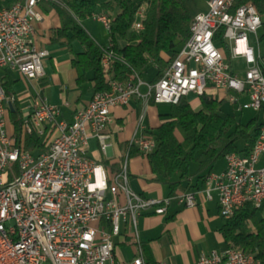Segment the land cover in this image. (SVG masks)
Listing matches in <instances>:
<instances>
[{
  "label": "built area",
  "instance_id": "built-area-1",
  "mask_svg": "<svg viewBox=\"0 0 264 264\" xmlns=\"http://www.w3.org/2000/svg\"><path fill=\"white\" fill-rule=\"evenodd\" d=\"M23 0L0 9V70L17 73L25 82L43 77L45 50L32 43L33 24L41 21L38 4ZM238 0H207V12L196 15L189 37L176 57L153 84L137 76L127 83L109 76L111 52L104 51L102 73L108 91L94 93L88 104L74 113L71 123L59 122L60 111L35 97L23 118L22 133L43 140L45 149L37 153L16 146L13 134L6 133L8 103L0 84V264H146L137 231V218L152 210L164 215L170 199H144L128 186V157L115 172L86 155L88 140L97 141L106 153L111 145L108 128L111 111L125 107L133 98L146 104L176 105L193 94L201 97L208 86L223 92L245 94L244 107L264 115V55L255 53L248 35L256 36L264 23L249 3ZM143 8L131 29L143 31ZM94 21L109 32L112 19L93 15ZM223 29L230 59L245 64L243 79L235 75L214 40ZM146 93L141 94L140 88ZM231 98V102H235ZM12 104V103H11ZM130 145L143 155L151 154L155 141L150 136L132 138ZM264 130H258L253 150L247 155L228 154L225 169L205 178L207 200L218 196L219 215L233 217L246 204L259 209L264 204ZM174 199L185 208L195 206V194L185 192ZM127 225L136 246L135 257L125 263L114 258L113 239ZM196 264H258L253 255L242 251L201 255Z\"/></svg>",
  "mask_w": 264,
  "mask_h": 264
},
{
  "label": "trees",
  "instance_id": "trees-1",
  "mask_svg": "<svg viewBox=\"0 0 264 264\" xmlns=\"http://www.w3.org/2000/svg\"><path fill=\"white\" fill-rule=\"evenodd\" d=\"M245 3L264 16V0H238L235 6ZM48 5L61 22L51 41L64 40L70 52L72 43L80 45L81 51L73 53L71 66L78 85L87 81V73L91 74L88 81L93 94L108 91L101 66L104 51L112 54L109 63L111 80L127 83L131 77L141 78L153 69L154 77L150 83L156 82L189 37L193 19L187 0H49ZM140 8L144 14L143 31L136 33L131 27ZM103 14L113 15L109 45L105 47L96 44L82 25L93 15ZM214 40L229 64V48L223 40V29L217 32ZM259 41H264V23ZM1 72L0 84L14 109L13 113H8V120L16 146L30 153L43 151L45 146L38 137L22 133V111L12 92L14 83L6 70ZM199 100L198 109H192L185 98L171 105L167 119L151 133L155 149L144 157L154 179L167 187L169 196L186 191L183 185L190 178L191 165L195 166L193 175L203 181L226 155H247L252 151L258 136L260 126H254V119L243 124L233 115L220 114V102L205 94ZM148 102L154 104L153 98L150 97ZM240 141L242 146L238 147ZM123 152L128 157L141 155L129 146H125ZM256 213L257 209L251 204L244 205L232 218L224 220L221 232L226 248L253 255L258 264H264V217L258 218Z\"/></svg>",
  "mask_w": 264,
  "mask_h": 264
},
{
  "label": "crops",
  "instance_id": "crops-1",
  "mask_svg": "<svg viewBox=\"0 0 264 264\" xmlns=\"http://www.w3.org/2000/svg\"><path fill=\"white\" fill-rule=\"evenodd\" d=\"M22 1L0 0V9L21 3ZM48 1L42 0L38 4V10L42 19L33 24L32 37L33 45L37 49L45 50L48 53V56L43 61V77L27 83L17 73L7 72L14 83L12 85L13 93V88L17 84L20 82L23 84L24 91L21 95H16L19 108L23 106L20 109L22 111V121L31 110V101L35 97H39L44 99L49 106L59 109V122L71 123L74 113L83 109L93 95L92 85L88 81L91 78V74L87 73L85 75L87 81L78 85L76 82L77 75L71 66V60L73 53L81 51L80 45L72 43V52H70L64 40L51 41L52 34L61 27V22L54 10L49 7ZM207 10L206 0V10L201 13H205ZM88 20L102 26V24L94 21L92 18ZM261 34L262 27L257 31L256 36L252 35L256 47L247 39L249 46L253 48L255 53L264 55V50L260 49V45L264 43V41H259ZM89 36L91 37V35ZM91 39L96 42L92 37ZM96 44L98 43L96 42ZM76 45H78L79 49H76ZM108 45L109 38L106 46ZM233 61H239L245 68L242 59H230L229 66L232 72L231 63ZM1 71L3 70H0V75H2ZM233 73L239 77L238 74ZM153 77L154 70L145 83H150ZM83 85H86V90L81 88ZM140 93L145 94L146 88L141 87ZM204 94L208 98L220 102V105L224 101L232 106L239 105V114L242 113V109L249 101L245 94L236 96L231 92L219 91L211 86L206 88ZM190 95L196 101L194 104H190L187 101L188 104L192 109H198L200 107V97H196L193 94H189L188 96ZM44 96H46V99ZM187 97H185L186 100ZM232 97L236 99L235 102L230 101ZM169 111L170 105H156L149 104V102L144 104L139 98L131 99L127 106L115 108L111 111L113 121L108 128V133L111 136L109 141L111 145L110 149L105 154L102 153L99 150L97 141L91 138L88 140L86 155L102 164L109 172H115L124 157H128L127 153L123 152V148L125 146L134 148L130 145L132 138L152 137L151 133L167 119L166 115ZM252 119L254 118L249 120ZM262 123H264V119L258 124L255 121L254 126H260ZM91 144H94L97 148L93 156L88 154ZM221 161L222 164L216 166L217 162L210 173L218 174L225 169L224 159ZM261 167H264V156L260 158L257 164V168ZM128 171V186L132 192L144 199H170L164 215H155L152 210H149L137 218L138 238L146 264H196L201 255H208L211 252L222 254L226 250V243L221 232L224 220L219 215L217 193L212 192L210 200H207L203 193L207 175L202 181L193 175L195 168L193 173L190 172V178L184 182L183 186L186 188L185 192L195 194V206L185 208L174 199V197L185 192H176L175 195L169 196L167 187L154 179L155 177L151 174L144 156L134 155L128 157ZM259 213L262 216H258ZM256 214L258 218L264 217V204L257 209ZM113 243L116 262L125 263L135 257L136 246L132 241L127 225L122 224L120 235L113 239Z\"/></svg>",
  "mask_w": 264,
  "mask_h": 264
},
{
  "label": "rangeland",
  "instance_id": "rangeland-1",
  "mask_svg": "<svg viewBox=\"0 0 264 264\" xmlns=\"http://www.w3.org/2000/svg\"><path fill=\"white\" fill-rule=\"evenodd\" d=\"M187 6L189 8V12H190L191 17L194 18L196 15H198L199 13H201V12H203V11L206 10V0H187ZM111 15H106L105 14L106 17H109V18L112 19L113 18V15H112V17H111ZM82 25H83L84 29L86 30V32L89 35H91V37L98 44H100L102 46H106L107 45V41H108V38H109V32L106 31L101 25H99V24H97L95 22H92L91 20L85 21ZM247 38L256 47V44L254 43L253 36L252 35H248ZM77 46L78 45H76V49H79V47H77ZM260 49L261 50H264V43H262L260 45ZM231 65H232L233 72H235L236 74L239 75V79H243V73H244V69H245L244 68V65L241 64V63H239V61H233L231 63ZM152 74H153V69H150L149 71H147L146 74H144L141 77L142 81L145 82L149 78V75L151 76ZM81 88L83 90H86L87 87H86V85H83ZM23 89H24L23 88V84L21 82L19 84H17L13 88L14 93L17 96L22 94V92L24 91ZM45 97L46 96H44V98ZM187 101L190 104H194L196 100H195V98L193 96L190 95V96L187 97ZM21 108H23V106ZM238 110H239V105L232 106L228 102L224 101L220 105L219 113L222 114V115H225V114L233 115V116H235V118H236L237 121H239V122H241L243 124H245L251 118H254L257 124L260 121H262V119H264V116H262V113H255V112H253L251 110H247L246 108H243L242 109V113L239 114ZM6 133L8 135H11L13 133V131H12V125L9 122V120H8V122L6 124ZM237 146L238 147H241L242 146V142L241 141L238 142L237 143ZM96 149H97L96 146L94 144H91V147H90V149L88 151V154L90 156H93ZM221 164H222V161H219L216 164V166L217 165H221ZM194 168H195L194 165H191L190 166V172L191 173L194 172ZM131 186H132V183H131ZM129 189H130V187H129ZM258 216H262V214L259 213Z\"/></svg>",
  "mask_w": 264,
  "mask_h": 264
},
{
  "label": "bare ground",
  "instance_id": "bare-ground-1",
  "mask_svg": "<svg viewBox=\"0 0 264 264\" xmlns=\"http://www.w3.org/2000/svg\"><path fill=\"white\" fill-rule=\"evenodd\" d=\"M259 130H264V123L260 125ZM230 253H239V250L230 249Z\"/></svg>",
  "mask_w": 264,
  "mask_h": 264
},
{
  "label": "water",
  "instance_id": "water-1",
  "mask_svg": "<svg viewBox=\"0 0 264 264\" xmlns=\"http://www.w3.org/2000/svg\"><path fill=\"white\" fill-rule=\"evenodd\" d=\"M8 109L10 113H13L14 109L11 103H8Z\"/></svg>",
  "mask_w": 264,
  "mask_h": 264
}]
</instances>
